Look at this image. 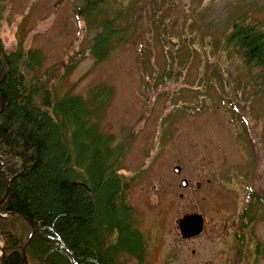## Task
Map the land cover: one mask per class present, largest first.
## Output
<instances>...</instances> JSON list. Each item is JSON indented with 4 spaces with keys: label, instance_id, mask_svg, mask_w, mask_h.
<instances>
[{
    "label": "rangeland",
    "instance_id": "1",
    "mask_svg": "<svg viewBox=\"0 0 264 264\" xmlns=\"http://www.w3.org/2000/svg\"><path fill=\"white\" fill-rule=\"evenodd\" d=\"M135 4V36L101 62L76 15L81 0H8L1 36L8 51L41 52L59 96L114 91L103 125L124 146L120 172L145 247L125 264H264V217L247 232L242 222L250 197L264 204V72L227 45L235 21L264 29V0ZM189 213L205 230L183 240L176 222Z\"/></svg>",
    "mask_w": 264,
    "mask_h": 264
},
{
    "label": "trees",
    "instance_id": "2",
    "mask_svg": "<svg viewBox=\"0 0 264 264\" xmlns=\"http://www.w3.org/2000/svg\"><path fill=\"white\" fill-rule=\"evenodd\" d=\"M81 1L76 15L95 35L89 51L97 62L105 61L135 36V3L141 0ZM7 3L0 0L4 264H125L126 255L142 261L145 247L120 172L124 146L115 144L103 125L114 91L101 85L88 99L73 89L59 96L54 83L61 78L54 71L42 72L46 59L40 51L6 49L1 29ZM227 45L243 66L264 72L259 23L248 17L235 21Z\"/></svg>",
    "mask_w": 264,
    "mask_h": 264
},
{
    "label": "water",
    "instance_id": "3",
    "mask_svg": "<svg viewBox=\"0 0 264 264\" xmlns=\"http://www.w3.org/2000/svg\"><path fill=\"white\" fill-rule=\"evenodd\" d=\"M175 172L179 173L180 169L176 168ZM177 227L183 238L190 239L201 235L204 228V221L203 218L198 214H188L177 221ZM2 253H3V258L1 264H4L5 262L4 250H2ZM23 256L25 257V250L23 251Z\"/></svg>",
    "mask_w": 264,
    "mask_h": 264
},
{
    "label": "flooded vegetation",
    "instance_id": "4",
    "mask_svg": "<svg viewBox=\"0 0 264 264\" xmlns=\"http://www.w3.org/2000/svg\"><path fill=\"white\" fill-rule=\"evenodd\" d=\"M189 181H190V180L187 179L188 186L190 187V185H189ZM255 223H256V222H254V224H255ZM254 224H252L251 226H253ZM257 243H258V242L254 241V242L251 244V246H252V248L254 249L255 253L259 255V254H261V249L257 247V246H259ZM255 246H256V248H255Z\"/></svg>",
    "mask_w": 264,
    "mask_h": 264
},
{
    "label": "bare ground",
    "instance_id": "5",
    "mask_svg": "<svg viewBox=\"0 0 264 264\" xmlns=\"http://www.w3.org/2000/svg\"><path fill=\"white\" fill-rule=\"evenodd\" d=\"M1 259H2V251L0 249V264H1Z\"/></svg>",
    "mask_w": 264,
    "mask_h": 264
}]
</instances>
